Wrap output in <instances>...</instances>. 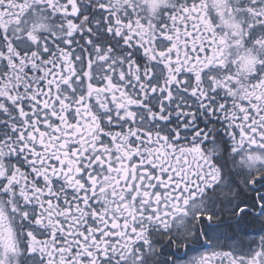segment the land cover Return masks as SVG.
Masks as SVG:
<instances>
[{"label":"snow or ice","instance_id":"snow-or-ice-1","mask_svg":"<svg viewBox=\"0 0 264 264\" xmlns=\"http://www.w3.org/2000/svg\"><path fill=\"white\" fill-rule=\"evenodd\" d=\"M0 264H264V0H0Z\"/></svg>","mask_w":264,"mask_h":264}]
</instances>
